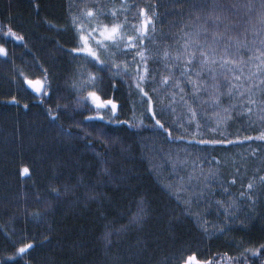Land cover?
Returning <instances> with one entry per match:
<instances>
[{
    "label": "trees",
    "instance_id": "1",
    "mask_svg": "<svg viewBox=\"0 0 264 264\" xmlns=\"http://www.w3.org/2000/svg\"><path fill=\"white\" fill-rule=\"evenodd\" d=\"M89 8L126 16L127 32L144 8L154 26L147 60L135 49L117 53L128 65L118 74L72 53L73 17ZM214 21L221 47H239L245 75L257 72L264 0H0V264H185L192 255L200 264H264V185L247 187L264 176V85L230 97L221 78L217 106L165 66L164 51L175 57L198 31L201 43L211 40ZM83 63L96 77L90 89L76 85ZM26 79L44 92L33 94ZM91 90L116 104L109 119ZM26 243L33 247L17 255Z\"/></svg>",
    "mask_w": 264,
    "mask_h": 264
},
{
    "label": "snow or ice",
    "instance_id": "2",
    "mask_svg": "<svg viewBox=\"0 0 264 264\" xmlns=\"http://www.w3.org/2000/svg\"><path fill=\"white\" fill-rule=\"evenodd\" d=\"M128 9L126 8L125 11ZM139 15L143 17V20L139 25L133 24L132 31H126L127 17L125 16L124 21L118 19V14L116 11L111 12V19L107 13L101 9H96L95 11L91 8L82 12L80 17H73V28L75 30V46L71 49L72 53H75L80 59L86 60L91 64H99L103 66L115 67L118 74L123 72L127 74L128 65L125 64L124 68L121 69L120 63H117V53L119 56L126 57L129 55V49H135V55L140 57L141 62L147 60L148 57L145 56L146 48H144V41L151 38L148 36L150 26H152V31H154L152 17L147 14L144 8H140ZM219 20V17L216 18ZM84 24L88 25V28L85 29ZM218 24L214 21V28L212 31V39L209 40L205 36L203 43L200 42L201 32L196 33V39L191 41H186L183 46L182 51L178 50V54L175 57L170 56L167 50L164 51L165 66L169 64L172 67L180 68V76L184 78L185 82L192 85V93L196 99H200L197 95L201 91L209 92V98L219 106L220 97L225 93L221 92V88L224 86L221 82V78L224 81H227V95L230 97L239 94L244 96L246 91H251L253 87H259V85H264V39L260 40L262 47L256 49L255 52H258L259 55H255L254 58L259 61L256 65L257 72H249L245 75L244 68L242 65L246 64L242 57L239 56V47H237L236 52L232 51L231 43H224L221 47V40L224 38V33L217 31ZM201 30L204 33L208 32L207 27L201 26ZM227 26L225 32L227 31ZM8 35L13 36L14 38L20 40L22 37L16 35L10 28ZM231 38H229L230 40ZM246 47V45H243ZM249 51H252L249 49ZM0 54L6 55V50L3 47H0ZM253 59V56L248 58L249 61ZM182 65V66H181ZM147 73V67L144 69ZM231 74V79L229 78ZM174 73H169L168 76H165L162 79V83L167 84L170 77H173ZM207 76V79L204 77ZM244 77L245 80L241 81V77ZM144 75L139 73V65H137V87L140 88V91L148 96V93L141 87V81L145 80ZM208 80H211V84L208 83ZM258 80L259 84H256L255 81ZM89 81L92 83L93 87L96 83V77L89 74ZM247 87H246V83ZM26 83L32 87L36 92H44V89L41 86L40 80H28ZM173 85L180 87V80L173 79ZM180 91L183 92L184 89L180 88ZM88 96L91 98L92 102L95 104L96 108L103 109L111 105V111L115 113L116 104L112 100L102 99L96 91H89ZM250 103H255L254 100H250ZM147 103L149 104V110L151 111L152 100L151 97H148ZM191 110V108H190ZM227 111V110H225ZM251 111V109H248ZM193 116H195V111H193ZM155 116V113H154ZM55 120L56 117H53ZM103 119V117H101ZM156 124L164 129L165 132H168V135L171 136L172 133L165 128L164 124L161 123L159 119L156 120ZM246 139H251V137H246ZM257 139L264 140V134L257 137ZM222 141L216 140H200L199 143H221ZM231 143V141H229ZM24 173H28V169H23ZM262 183H264V177L261 178ZM248 189L253 188V184H248ZM245 193H241V196H244ZM251 199V196L248 197ZM33 247V244L26 243L20 246L16 252L17 255L23 256L28 252L29 249ZM261 249H264V245H261ZM253 255L258 253L255 250L248 249ZM264 255V253H259ZM9 259H15V257H10ZM185 264H200L196 259L195 255L189 256Z\"/></svg>",
    "mask_w": 264,
    "mask_h": 264
},
{
    "label": "rangeland",
    "instance_id": "3",
    "mask_svg": "<svg viewBox=\"0 0 264 264\" xmlns=\"http://www.w3.org/2000/svg\"><path fill=\"white\" fill-rule=\"evenodd\" d=\"M142 20H143V17H142ZM141 20V21H142ZM84 26H85V29H87L86 28V24H84ZM88 26V25H87ZM150 27H152V26H150ZM82 63V62H81ZM82 67H83V69H81V72L79 73V75H78V77H77V80H76V85L80 88V89H90V88H92L93 87V85H92V83L89 81V75L87 74V69H86V66L84 67V63H83V65H82ZM92 91V90H91ZM88 97V100L90 101V103L94 106V107H96L95 106V104L92 102V100H91V98L89 97V96H87ZM107 108V107H106ZM106 108H103V109H99V110H101V112H100V115H102L103 117H105V118H107V119H109V113L108 112H106ZM111 108V107H110ZM264 177V176H263ZM262 178V177H261ZM261 178H258V179H254L251 183L253 184V188L251 189V190H253L254 188H256V187H259V186H261V185H264V183H262V181H261ZM249 190V189H248ZM251 190H249V191H251ZM223 222H221L220 224H222ZM219 223H217L216 225H215V227L212 229V234H214V235H216V234H218L219 233V231L220 230H218L216 227L218 226V225H220ZM223 225H224V223H223Z\"/></svg>",
    "mask_w": 264,
    "mask_h": 264
},
{
    "label": "water",
    "instance_id": "4",
    "mask_svg": "<svg viewBox=\"0 0 264 264\" xmlns=\"http://www.w3.org/2000/svg\"><path fill=\"white\" fill-rule=\"evenodd\" d=\"M27 88L29 91H31L33 94H38V92H36L32 87H30L29 85H27Z\"/></svg>",
    "mask_w": 264,
    "mask_h": 264
}]
</instances>
